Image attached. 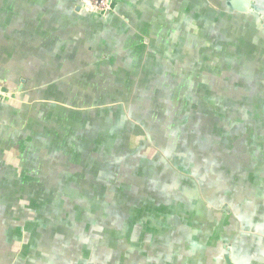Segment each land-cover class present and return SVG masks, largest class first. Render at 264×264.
I'll list each match as a JSON object with an SVG mask.
<instances>
[{
	"label": "water",
	"instance_id": "obj_1",
	"mask_svg": "<svg viewBox=\"0 0 264 264\" xmlns=\"http://www.w3.org/2000/svg\"><path fill=\"white\" fill-rule=\"evenodd\" d=\"M54 1L36 0L25 25L0 26L1 35L8 28L30 36L16 49L34 69L45 58L40 40L54 48L51 40L58 39L48 34L56 12L37 9ZM73 5L63 9L58 35L95 70V89L80 90L75 104L54 103L52 96L41 103V90L0 83V120L5 104L37 116L35 124L44 111L47 128L58 126L63 145L75 146L60 153L67 178L48 186L59 198L49 201V224L72 221L81 238L94 242L95 264H264V216H256L264 214V0H216L206 29L196 19L198 34L192 26V34L170 42L153 25L135 23L120 0L105 9L90 0ZM199 36L214 45L204 49ZM158 47L186 57L158 58ZM1 51L13 54L11 47ZM90 95L95 102H86ZM56 144L48 139L50 153ZM150 200L153 220L170 229L158 231L151 251L155 233L141 227V207ZM72 208L89 218L74 223Z\"/></svg>",
	"mask_w": 264,
	"mask_h": 264
},
{
	"label": "crops",
	"instance_id": "obj_2",
	"mask_svg": "<svg viewBox=\"0 0 264 264\" xmlns=\"http://www.w3.org/2000/svg\"><path fill=\"white\" fill-rule=\"evenodd\" d=\"M35 1L0 0V26L27 24L26 20L29 17L26 15L27 10L35 8ZM120 1L122 11L126 15H130L135 23L145 30L150 24L153 25L160 31L161 37H168L169 42L184 38L183 34L186 30L189 34H192L193 31V35L198 34L197 31H200L201 27L196 25L199 24L197 20L206 29L207 23L209 24L215 18L207 10L209 4L214 6L216 0ZM65 7L67 10H71L74 7L73 0H55L51 4L39 2L37 9L56 12L52 29L48 34L58 39L56 42L51 40L54 48L46 46V43H42L40 40L41 52L45 53V58L43 55L38 69L29 67V63L22 58L25 54L24 51L16 49L17 41L28 40L30 36L27 35L26 38L22 32L17 34L13 33V29L3 28L5 29L4 35L0 34V41L4 40V45H2L3 49L1 50L11 47L13 54L7 57L4 53L1 54L2 51L0 50V54L5 57H0V83L9 88H17L18 85H21L23 89L41 90L39 101L41 103L52 96L56 99L54 103L75 104L78 103V101H74L76 93L79 95L80 90L91 91L95 89V84L91 78V73L95 70L90 69L89 64L85 65L82 52L78 48L65 47L62 36L58 35L61 33L59 25ZM48 17L52 19L50 15L45 16V18ZM114 23L125 31L130 28L128 24L123 25L120 20H115ZM192 26L196 27L193 31ZM128 33L131 32L128 31ZM46 36L47 31L44 34V37ZM198 40L199 45L204 49L214 45L211 39L204 38V36H199ZM155 54L161 59L167 57L171 62L186 57L184 52L160 51V47L157 48ZM48 56H54V59L49 60ZM185 65L184 61L181 67L183 68ZM201 70L202 68H200V73ZM184 71L185 69H183ZM213 71L217 74V65ZM209 72L211 73L210 70ZM76 73H82V75L70 76V74L76 75ZM189 73L191 77L193 70H190ZM200 73L197 72L196 76H201ZM65 74L68 76L65 77ZM200 78L205 79V77ZM205 85L204 83L203 86ZM174 87L176 86L174 85ZM86 99V102L90 100L95 102L93 95L86 96ZM8 107L13 108L8 109ZM1 109L0 264H95L93 258L92 260L89 259L94 242L84 236L81 238L79 228H76L72 221L69 223L68 220L65 223L59 218L57 223L53 225L55 220L49 224L46 219L47 213L50 212L48 209L49 201L59 200L57 196L53 197L52 193L48 192V186L56 181L62 182L65 173H63L64 165L61 154L70 150L73 151L75 146L67 149L63 145L64 135L62 131L57 129L58 126L51 130L47 128L49 116L46 112L41 111L39 113L38 124H35L33 121L37 116L31 120L29 114H20L18 107L5 104ZM58 112L57 119L63 117ZM7 120L9 122H6ZM35 126L39 127L33 130L31 127ZM50 137L57 142L51 153L48 151V139ZM73 196L74 200L79 199L78 194ZM56 208L58 209V207ZM155 208L156 204L153 200L146 202L141 207V214H143L142 229H147L148 233L149 231L155 233L152 244L147 247L149 251L156 247L155 237L161 235L158 231L163 228L153 220L154 215H157ZM170 210L171 207L166 209L168 216ZM71 211V220L74 223L80 218H89L85 213H76L74 208ZM256 216H264V214L257 213ZM83 226L93 227L89 224ZM171 229L175 230L174 226H171ZM183 229L185 228L183 227ZM163 230L170 231L167 227ZM103 260L102 258V262Z\"/></svg>",
	"mask_w": 264,
	"mask_h": 264
},
{
	"label": "built area",
	"instance_id": "obj_3",
	"mask_svg": "<svg viewBox=\"0 0 264 264\" xmlns=\"http://www.w3.org/2000/svg\"><path fill=\"white\" fill-rule=\"evenodd\" d=\"M90 2L99 9H105L108 6L109 0H90Z\"/></svg>",
	"mask_w": 264,
	"mask_h": 264
}]
</instances>
